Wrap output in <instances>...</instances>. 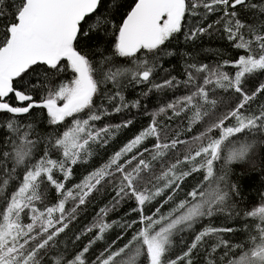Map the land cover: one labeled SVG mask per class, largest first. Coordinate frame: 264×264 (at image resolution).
<instances>
[{
	"label": "snow or ice",
	"instance_id": "6c2138e0",
	"mask_svg": "<svg viewBox=\"0 0 264 264\" xmlns=\"http://www.w3.org/2000/svg\"><path fill=\"white\" fill-rule=\"evenodd\" d=\"M102 2L14 0L10 13L0 7V20L6 21L0 29V114L7 116L0 123V264H195L193 257L198 253L203 254L205 264H264V205L245 213L257 222L243 244H232L220 236L234 231L230 227L205 224L197 230L206 219L230 209L229 200L237 187L229 182L228 166L245 160L256 147L255 137L264 135V105L258 114L248 111L251 102L264 94V84L251 94L243 86L246 77L264 71V25L257 27L238 18L235 9L247 6L246 0H133L119 25L97 15ZM201 7L205 19L219 10L223 15L206 27L189 30L185 38L194 39L222 20L228 40L246 55L215 67L189 64L187 79L182 82L190 87L189 94L176 97L152 113L145 129L80 183L67 188L74 166L92 157L91 145L107 144L113 127H121H98L97 122L113 112L139 107V101L131 105L125 102L126 84L150 85V92L181 83L174 76L153 82L160 50L183 30L188 14L200 15L196 9ZM92 17L95 23L89 24ZM85 24H89L87 31ZM109 30L113 38L111 56H102L97 62L93 54L79 50L81 37L93 31L108 34ZM142 52L154 54L153 59L140 58ZM116 58H128L130 64H118ZM40 66H44L41 71L45 80L50 72L70 73V79L60 81L37 98V85L43 83L36 71ZM226 66L237 69L234 75L222 70ZM30 73L37 77L35 81L24 80ZM216 89L238 93L235 107L219 114L213 111L217 101L212 95ZM36 108L46 110L49 125L56 126L54 134L33 138L34 124L25 123L20 117L32 115ZM168 110L174 116L192 112L188 130L203 122V131L190 140L180 139L177 134L163 141L156 117ZM150 137L156 143L144 146ZM41 142L42 154L38 148ZM181 145L186 146L185 154L167 163L165 157L172 151L179 152ZM53 149L61 153V158H52ZM156 162L161 168L159 174ZM217 163L221 164L219 170ZM201 171L204 176L200 184L167 213L162 212L164 205L174 200L185 178ZM45 181L62 198L42 210L37 203L45 199L41 191ZM104 184L111 185L116 193L113 208L125 199L136 201L132 212L139 213L138 221L124 227H140L123 247L112 250L116 243L113 241L89 262L91 247L103 240L104 233L116 223L105 220L111 208H101L93 224L75 237L79 241L94 233L82 248L61 250L59 237L76 218L79 207ZM10 185H14V190L9 195ZM166 192L160 206L145 215V205ZM69 200L75 203L70 210L66 209ZM25 217L30 222L25 223ZM177 233H189L191 239L182 240L183 250L173 255ZM218 250H223L219 260L215 258Z\"/></svg>",
	"mask_w": 264,
	"mask_h": 264
},
{
	"label": "trees",
	"instance_id": "16d2710c",
	"mask_svg": "<svg viewBox=\"0 0 264 264\" xmlns=\"http://www.w3.org/2000/svg\"><path fill=\"white\" fill-rule=\"evenodd\" d=\"M191 2V0H189ZM14 0H3V4L0 7L4 8L6 13H10ZM133 0H103L99 12L97 15H103L114 21L119 25L129 11ZM247 6H237L235 11L238 14V18L247 23L257 27L264 25V0H246ZM251 5H256L255 8ZM200 15L193 16L188 14L183 24V30L180 33L175 34L169 41L162 46L159 54V67L153 78L154 83L162 82L168 76H174L181 83L174 88H163L160 90L152 89L148 91L150 85H136L135 83L126 84L123 89L125 96V102L131 105L135 101H139V107H128L123 109L119 113L113 112L110 115L104 117L100 122H97L98 127L104 125H121L118 129L113 127L112 133L108 136L107 144L99 145L92 144V157L87 162H80L74 166L72 178L67 182L66 187L72 188L73 185L80 183L88 173L98 168L101 164L106 162L110 156L116 151H119L128 141L133 139L143 129H145L152 120V113L158 112L159 108L166 106L169 102H172L176 97L189 94L190 87H186L182 82L187 79V66L189 64H207L210 67L223 64L224 61H233L240 55H246L243 50L236 49L233 46V42L229 41L227 34L224 32V22L221 20L220 24L214 25L212 29H209L203 34H198L194 39H186L185 33L191 29L197 27H206L208 24H212L214 21L220 20L223 12L219 10L215 13L207 15L204 18L205 10L201 7L196 9ZM6 21L0 20V29L3 28ZM95 23V17L89 20V24ZM89 24H85L84 30L87 31ZM112 43L113 38L111 36V30L108 34H97L93 31L87 37H81L78 43V48L82 52L93 54V59L97 62L100 61L102 56L112 55ZM140 58H147L152 60L154 54L140 53ZM116 63L121 65L130 64L128 58H116ZM40 66L36 71L40 73V81L37 85V98L39 95L46 94L47 90L54 88L60 81L70 79V73H48L47 80H45V74L41 71ZM166 70V71H165ZM228 72L230 75H234L236 68L232 66H226L222 69ZM194 71V70H193ZM35 81L37 77L32 75H26L24 80ZM202 77L200 83H202ZM264 84V71H258L248 76L244 80V89L248 94L255 92L256 89ZM212 87V86H209ZM114 91V89H113ZM148 92L145 96L144 93ZM212 98L217 101L215 111L217 114L226 112L235 107L238 102L239 94L234 90L224 91L223 89H216ZM15 104V101L12 100ZM99 104L100 101L98 100ZM107 106V102H104ZM264 105V94H259L254 101L251 102L248 107L249 112L258 114L261 106ZM111 111V109H109ZM192 112L182 113L180 116H174L171 110L165 113L159 114L156 119L161 127V139L168 141L179 134V138L183 140H190L204 129V123L193 125L192 130H188L190 123V117ZM7 119L6 115L0 114V123ZM25 123L32 122L35 126V137H46L54 134L56 126H51L48 123L46 110L33 109L32 115H25L20 117ZM207 119V118H206ZM131 121L127 127L122 125L125 122ZM70 123V121H69ZM59 130H63L62 128ZM257 140L256 147L252 150L249 156L242 161H237L228 166L229 182L237 187V191L232 193L229 200L230 209L224 212H220L212 217L210 220H205L202 224L197 226V230L202 228L205 224H212L215 227L232 228V232L220 233V236L228 240L232 244H243L247 241L249 235V229H253L254 224L257 222L253 218L245 216L247 211L253 210L255 207L264 205V159L262 156V147L264 142V135L255 137ZM156 143L154 137H150L145 141L144 146H151ZM39 151L42 154L44 151L43 143L38 145ZM180 151H172L166 157L167 163H172L179 156L182 157L185 154V145L179 146ZM53 159L61 158V153L56 150H50ZM221 164H216V169L219 170ZM187 170V166L185 169ZM161 171L160 165L156 162V173ZM57 177H60L59 173H56ZM204 172H195L191 176L185 178L181 189L174 196V200L165 204L162 208V212L167 213L172 207L175 206V202L185 198L186 194L195 188L203 180ZM11 190H14V185H10L9 195ZM41 191L45 193V199L43 202H38L37 206L42 210L46 206H51L53 203L58 202L62 197L58 196L55 189L48 185L45 181V185L42 186ZM167 192L164 196L158 197L152 204L145 205V215H150L156 207L167 196ZM116 193L111 185L104 184L98 186V190L94 191L87 199L85 205H81L76 213V218L71 220L68 228L59 237V248L61 250L67 249L68 251H75L82 248L93 238L94 233H88L81 237L79 241L75 239L77 235H80L84 230L91 226L94 220L97 219V213L101 208H111L108 212L105 220L108 223L115 221L112 227L104 233V239L97 241L87 254L89 262L94 260L96 256L100 254L105 248H107L113 241H116L112 250H116L119 247H123L128 243L135 231H138L140 225H133L132 228L124 227L126 224L131 223L133 220L139 218V213L132 212V209L136 207V201L134 199H125L113 208L114 197ZM2 203V200H0ZM75 206L72 200H69L66 204V209L70 210ZM25 223L30 222L27 217L24 218ZM246 226H248L246 228ZM118 237H120L118 239ZM175 243L172 249V254H179L184 244L181 241H190L191 235L189 233H177L173 238ZM213 243L216 241L213 240ZM223 255V250H218L215 254V258L219 260ZM195 264H205L204 256L202 253H198L193 257Z\"/></svg>",
	"mask_w": 264,
	"mask_h": 264
},
{
	"label": "water",
	"instance_id": "95a60500",
	"mask_svg": "<svg viewBox=\"0 0 264 264\" xmlns=\"http://www.w3.org/2000/svg\"><path fill=\"white\" fill-rule=\"evenodd\" d=\"M130 10V9H129ZM127 14V13H126ZM125 14V15H126ZM124 18V17H123ZM122 22V21H121ZM262 156H263V159H264V142H263V147H262Z\"/></svg>",
	"mask_w": 264,
	"mask_h": 264
},
{
	"label": "rangeland",
	"instance_id": "374dc122",
	"mask_svg": "<svg viewBox=\"0 0 264 264\" xmlns=\"http://www.w3.org/2000/svg\"><path fill=\"white\" fill-rule=\"evenodd\" d=\"M121 258H126V256L125 257H121ZM121 258H117V259H121Z\"/></svg>",
	"mask_w": 264,
	"mask_h": 264
}]
</instances>
